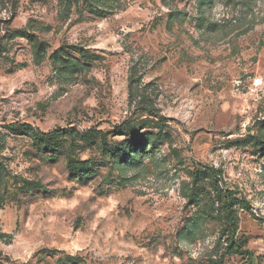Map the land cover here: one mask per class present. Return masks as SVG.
Instances as JSON below:
<instances>
[{"label": "rangeland", "instance_id": "1", "mask_svg": "<svg viewBox=\"0 0 264 264\" xmlns=\"http://www.w3.org/2000/svg\"><path fill=\"white\" fill-rule=\"evenodd\" d=\"M0 264H264V0H0Z\"/></svg>", "mask_w": 264, "mask_h": 264}, {"label": "trees", "instance_id": "2", "mask_svg": "<svg viewBox=\"0 0 264 264\" xmlns=\"http://www.w3.org/2000/svg\"><path fill=\"white\" fill-rule=\"evenodd\" d=\"M215 181L218 182V177L215 176ZM224 205L222 207L223 213H224V217H225V221L229 223V225H232V227H234V217H233V210H232V196L229 193H226L224 195ZM228 252H232L233 250H237L238 252H240V246L238 243L236 242H231L228 246H227Z\"/></svg>", "mask_w": 264, "mask_h": 264}]
</instances>
